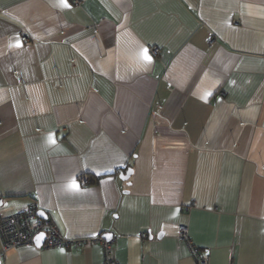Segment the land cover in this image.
<instances>
[{"label":"crops","instance_id":"1","mask_svg":"<svg viewBox=\"0 0 264 264\" xmlns=\"http://www.w3.org/2000/svg\"><path fill=\"white\" fill-rule=\"evenodd\" d=\"M30 207L118 264H196L180 225L264 264V0H0V215ZM39 244L0 264H105Z\"/></svg>","mask_w":264,"mask_h":264},{"label":"built area","instance_id":"2","mask_svg":"<svg viewBox=\"0 0 264 264\" xmlns=\"http://www.w3.org/2000/svg\"><path fill=\"white\" fill-rule=\"evenodd\" d=\"M75 2H78V0H75ZM21 39H27V33L25 31L21 33ZM156 52L157 49L152 50L153 54H156ZM79 181L81 183H87L88 179L85 175H81ZM41 232L45 235L42 243L45 248H77L86 243L98 242L103 248L105 264H118L109 255L113 238L97 236L92 238L67 239L58 232L55 225L49 219L40 217L35 207H30L27 210L11 215H0L1 253L10 248L32 244L35 236ZM141 236L146 237L145 234ZM178 238L189 244L196 264H208L207 254L200 252L190 244L187 228L183 225H180L178 228Z\"/></svg>","mask_w":264,"mask_h":264},{"label":"water","instance_id":"3","mask_svg":"<svg viewBox=\"0 0 264 264\" xmlns=\"http://www.w3.org/2000/svg\"><path fill=\"white\" fill-rule=\"evenodd\" d=\"M131 172H132L131 169L128 170V171L124 174V179H127V178L129 177V175L131 174ZM37 214H38L40 217H42V218H46V215H45L42 211H37ZM44 237H45V235H44L43 232L38 233V234L35 236V238H34V242H35V243H36V242H40L39 245H42L43 240H44Z\"/></svg>","mask_w":264,"mask_h":264}]
</instances>
